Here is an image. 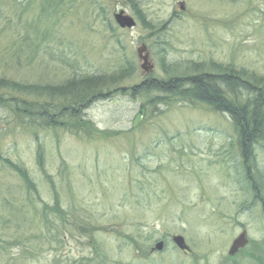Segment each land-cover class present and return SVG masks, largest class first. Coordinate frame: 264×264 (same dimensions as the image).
I'll return each mask as SVG.
<instances>
[{
    "label": "rangeland",
    "instance_id": "374dc122",
    "mask_svg": "<svg viewBox=\"0 0 264 264\" xmlns=\"http://www.w3.org/2000/svg\"><path fill=\"white\" fill-rule=\"evenodd\" d=\"M120 11L134 27L115 24ZM81 75L119 79L81 112L94 136L59 125L70 101L47 91ZM196 76H224L227 100L256 105L253 151L227 113L140 92ZM0 84L21 113L0 106V264H264V0H0ZM28 106L57 123L24 124Z\"/></svg>",
    "mask_w": 264,
    "mask_h": 264
},
{
    "label": "trees",
    "instance_id": "16d2710c",
    "mask_svg": "<svg viewBox=\"0 0 264 264\" xmlns=\"http://www.w3.org/2000/svg\"><path fill=\"white\" fill-rule=\"evenodd\" d=\"M48 4H51V1H49ZM134 11L136 12L137 16L140 15V12L137 9H134ZM118 81L119 79H117V77H112L111 81H105L104 77L102 76L96 77L91 75H81L78 76V78L71 80L70 84L67 86L48 88L47 91L50 92L51 95L58 94L61 99L66 100L67 98V100L70 101V103L62 106L57 114V116L59 115L62 119H64V121L59 125L69 124L73 126L74 129L79 130V132L84 131L87 136H91L92 134V136H94L96 133H99L96 132V130H94L91 125H89L83 119L81 112L88 106L90 99H96L100 97V95L94 97V89L101 86L102 84L109 83H111L109 84V87H111L113 84L118 83ZM220 83L221 81L216 79L213 80L206 76H196L187 80L175 79L173 82L155 81L147 84L144 82L140 92H142L143 95H147V97H149L151 94H156V92L160 93V98H155V101L158 99L162 101L163 99L167 98L165 96L177 97L183 101H188L191 103L199 102L201 104L213 106L220 111L227 112L232 122L236 126L237 131L239 132L240 151L243 154H246L247 152L253 150L256 144L261 141L258 135L262 132V119L258 117L256 105L253 102L246 100L245 102H242L239 107H236L232 101L226 100L224 92L222 89H220V87L218 88V84ZM224 83H226V81ZM227 85L229 86L228 83ZM0 87L3 86L0 84ZM7 87H9V85ZM11 89L20 91L23 88L16 84L12 85ZM66 95L69 97H66ZM237 101L239 103L241 102V100ZM13 103L14 104L11 105L8 100H4L0 103V106L3 105L4 108H9V106H11V109H13L14 112L21 114L18 111L20 101L15 100ZM26 108L28 111L25 110V114H23L22 117L29 121V123L27 122L24 124L36 123V127H41L42 122L46 120V125L50 127L55 122V116L53 117L54 114L49 112V110H45L44 108L40 109L39 107L34 109L35 106H28ZM39 119L42 120V122ZM32 126L33 125H31V127ZM41 156H43L42 151L41 153L38 152V161H40V163L42 161ZM8 161L9 160L5 161L7 168L16 173L27 188L33 187L31 179H29L27 176V172L21 171L19 167ZM0 162L2 163L3 160L0 159Z\"/></svg>",
    "mask_w": 264,
    "mask_h": 264
},
{
    "label": "water",
    "instance_id": "95a60500",
    "mask_svg": "<svg viewBox=\"0 0 264 264\" xmlns=\"http://www.w3.org/2000/svg\"><path fill=\"white\" fill-rule=\"evenodd\" d=\"M113 18L116 24L122 29H130L135 26L134 20L130 16L125 15L123 12L115 14ZM136 54L138 60L142 62L140 65V69L148 73L151 70L152 66L148 62V53L146 47L144 45L138 47L136 50ZM171 240L179 249L186 251L188 250V247L186 246L182 237L173 236ZM247 243L248 240L246 238V232L243 231L237 238L232 241L228 251V255L233 256L238 250L243 249ZM162 246V242H159L155 245L153 250L160 251L162 249Z\"/></svg>",
    "mask_w": 264,
    "mask_h": 264
},
{
    "label": "flooded vegetation",
    "instance_id": "af4514ba",
    "mask_svg": "<svg viewBox=\"0 0 264 264\" xmlns=\"http://www.w3.org/2000/svg\"><path fill=\"white\" fill-rule=\"evenodd\" d=\"M216 79L217 80H219V81H221V83L220 84H218V88L220 87V89L221 88H223V87H227V83H224L225 81H224V76H219L218 78L216 77ZM223 79V80H222ZM254 135V134H253Z\"/></svg>",
    "mask_w": 264,
    "mask_h": 264
},
{
    "label": "bare ground",
    "instance_id": "6f19581e",
    "mask_svg": "<svg viewBox=\"0 0 264 264\" xmlns=\"http://www.w3.org/2000/svg\"><path fill=\"white\" fill-rule=\"evenodd\" d=\"M236 86H237V84H236ZM235 88H236V87H235ZM235 88H234V89H235ZM244 154H245V153H244Z\"/></svg>",
    "mask_w": 264,
    "mask_h": 264
}]
</instances>
